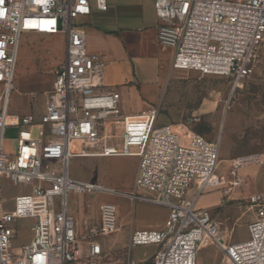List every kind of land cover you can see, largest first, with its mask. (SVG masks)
Masks as SVG:
<instances>
[{
  "label": "built area",
  "instance_id": "1",
  "mask_svg": "<svg viewBox=\"0 0 264 264\" xmlns=\"http://www.w3.org/2000/svg\"><path fill=\"white\" fill-rule=\"evenodd\" d=\"M93 9L107 11L108 1L0 0V264H91L101 258L99 238L120 230L117 207L102 204L99 220H85L79 231L69 204L70 194L94 192L170 211L163 230L131 234L126 264H198L204 248L220 253L219 264H264V193L242 200L255 216L242 242H231L209 212L196 209L206 190H221L230 200L245 185L242 171L259 165L262 155L237 156L225 167L220 140L189 128L179 134L173 125L158 126L159 108L122 113L121 94L103 84L106 57L89 51L80 23ZM155 12L161 22L158 43L174 51L176 70L227 78L234 92L258 66L264 68V0H155ZM25 34L62 36L66 55L44 112L39 119L20 118L17 150L10 153L4 149L7 107ZM94 157L138 158L134 192L72 177V159ZM3 178L32 188L15 197L13 210L3 204ZM190 190L196 192L191 201ZM23 219L34 220L33 237L14 251L13 224ZM147 246L157 250L144 261L130 256L132 248Z\"/></svg>",
  "mask_w": 264,
  "mask_h": 264
},
{
  "label": "rangeland",
  "instance_id": "2",
  "mask_svg": "<svg viewBox=\"0 0 264 264\" xmlns=\"http://www.w3.org/2000/svg\"><path fill=\"white\" fill-rule=\"evenodd\" d=\"M172 55L174 53L169 51V55L165 56L171 58ZM64 57L65 43L62 36L23 35L15 73V90L11 93L12 105L18 101L19 106L24 108L25 100L20 93L30 89H44L50 76L54 79V67L61 65ZM154 75L145 77L147 83H143L138 93L125 92L120 104L122 113L138 114L151 107L159 108L158 126L168 124L176 130L183 128L184 131L189 128L209 140H220V160L225 167L230 159L237 156L262 155L259 165L242 171L244 187L230 200L224 197L229 200L227 205L233 206L221 216L224 219L223 228L231 231L234 227L233 237L237 238L240 222L234 217L244 218L248 209L242 200L255 193H264V68L258 66L242 88L234 92L227 78L179 71L169 61L162 68L154 69ZM10 111L13 112V109ZM18 131V128H7L5 131L4 149L10 153L17 150ZM34 135H38L37 129ZM138 165L139 159L135 157L74 158L70 171L76 179L131 193L134 192ZM2 185V200L8 210L14 209L15 197L30 193L32 189L27 186L15 187L5 178L2 179ZM138 194L146 195V192L139 190ZM104 203H112L117 207L120 230L114 238L118 242L125 241V245L118 250H108L104 246H107L106 237L99 238L105 252L101 258L91 261V264H126L131 234L137 230H163L170 212L162 206L102 192L69 195L70 208L76 210L77 219L86 212L90 220H98ZM33 224L32 219L19 220L13 224L14 251L32 239ZM156 250L155 246L134 247L130 256L142 260ZM212 250L201 249L197 263L211 264Z\"/></svg>",
  "mask_w": 264,
  "mask_h": 264
},
{
  "label": "crops",
  "instance_id": "3",
  "mask_svg": "<svg viewBox=\"0 0 264 264\" xmlns=\"http://www.w3.org/2000/svg\"><path fill=\"white\" fill-rule=\"evenodd\" d=\"M108 10L103 12L93 9L90 16L83 18L80 23L83 25L88 40V49L91 52L99 53L106 57V69L103 77V84L107 89L117 90L121 97L127 94L138 93L147 83L145 77L154 75V69L162 68L165 62L173 63L174 55L169 58L171 49H165L158 43V27L161 22L155 12V0H107ZM66 55V54H65ZM65 60V57H64ZM64 63V61H63ZM62 63V64H63ZM61 64V65H62ZM55 66V73L61 67ZM158 76V75H157ZM52 77L44 89H30L20 93L25 100L24 108L19 106L17 101L12 105V94L7 107V120L9 128H17L21 117L32 114L37 119L44 112L47 104V93L52 88ZM14 101V100H13ZM122 102V101H121ZM13 109V112L10 110ZM145 111V110H143ZM168 125V124H165ZM179 134H184L183 128H177ZM195 190H190L189 197L194 198ZM221 190H206L196 201V209L207 211L221 224L223 228V216L233 205H227ZM78 230L82 228L85 220L95 223L98 220H90L88 213H84L77 219V212L72 209ZM240 222V234L233 237L229 229L223 228L230 241L242 242L248 239L247 225L254 220V212L248 208L245 217H234ZM117 233V232H116ZM106 236L108 250H118L124 247L125 241L118 242L114 235ZM86 247V246H85ZM153 251L149 256L153 255ZM142 260L138 261H144ZM220 253L213 249L211 253V264H219Z\"/></svg>",
  "mask_w": 264,
  "mask_h": 264
},
{
  "label": "bare ground",
  "instance_id": "4",
  "mask_svg": "<svg viewBox=\"0 0 264 264\" xmlns=\"http://www.w3.org/2000/svg\"><path fill=\"white\" fill-rule=\"evenodd\" d=\"M80 146H81V143H80V142L75 143V148H76V149H78ZM70 167H71V165H70ZM151 196H153V195H151V194H149V193H146V195H145L144 198H146V199L153 198V197H151ZM192 199H193L192 197H189L188 200L191 201Z\"/></svg>",
  "mask_w": 264,
  "mask_h": 264
}]
</instances>
